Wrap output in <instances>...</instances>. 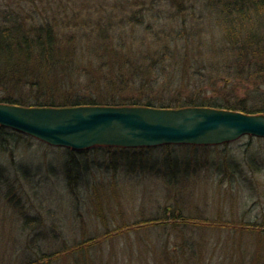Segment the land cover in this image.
Masks as SVG:
<instances>
[{"label":"rangeland","instance_id":"1","mask_svg":"<svg viewBox=\"0 0 264 264\" xmlns=\"http://www.w3.org/2000/svg\"><path fill=\"white\" fill-rule=\"evenodd\" d=\"M100 1L105 4L103 9L113 14L123 11L124 7L126 13L130 9L134 12L142 9L143 25L135 28L149 37L153 32L145 33V30L153 26L166 29L185 25L189 29L190 41L178 43L174 57H168V71L175 57H179L176 64L187 66L188 70L181 71L189 72L187 78L184 77L189 88L185 95L199 93L198 96L205 100H223L230 105L242 104L249 108L264 107V2L258 8L250 7L246 16L243 15L246 10H236L232 16L229 10L228 16L236 21L228 19V22L205 3L207 0H0V23L17 15L30 19L25 20L26 24L22 20L23 26H36L47 20L46 12H55L70 20L73 13L78 18L89 13L93 16L92 10H97ZM131 22L125 26L131 27ZM150 45L144 42L145 49ZM242 59L246 60L244 64ZM245 63H248V71ZM178 75L179 72L174 78ZM17 91L27 93L28 89ZM169 91L154 97L163 100L176 96L175 91ZM59 92L47 94V97L63 98ZM184 94L179 95L181 99H185ZM15 142L20 143L13 148L11 166L22 162L39 165L44 170H30L32 177L28 185L24 183L25 178H20L22 170L18 175L11 170V182H15V186L21 184L24 190L29 186L20 198L21 207L13 205L6 197L8 186L0 185V264L27 263L41 250L61 249L82 237H101L105 230H113L122 221L132 224L147 218L157 219L164 214L165 208L172 207L186 219L187 225L181 231L185 232V237L196 240L192 237L195 236L202 240V264H252L254 255L258 257L255 264H264L262 137L244 134L209 150L190 143L147 146L151 149L139 153L142 158L135 161L129 173L123 172L124 162L118 170H113L110 155L101 157V153L90 152V156L85 157L91 165L86 177L91 178L89 191L94 189V184L102 183L100 191L91 195L105 205L99 207L100 214L88 198L89 191L72 195L67 188L62 172L65 149L31 136L18 137ZM6 153L9 157V152ZM0 161L6 163L2 154ZM175 175L177 178L173 180ZM17 192L22 194L18 188ZM117 197L120 205L114 204V200L111 207L105 204ZM27 214L38 216L40 225L25 227ZM160 221L154 220L149 227L141 224L137 231L103 237L106 239L98 244L100 250L105 258L109 252H115L123 259L120 263L127 264L135 260L128 252L135 250V240L146 239L144 248L148 239L155 235L162 236V241L167 240L168 244L177 242L180 237L175 238V230L161 226ZM242 224L247 227L238 226ZM70 261L69 256L58 255L50 264H69Z\"/></svg>","mask_w":264,"mask_h":264},{"label":"trees","instance_id":"2","mask_svg":"<svg viewBox=\"0 0 264 264\" xmlns=\"http://www.w3.org/2000/svg\"><path fill=\"white\" fill-rule=\"evenodd\" d=\"M121 1L129 0L118 2ZM137 1L139 0H134V2ZM263 2L264 0H207L205 3L214 9L219 17L224 16L227 18L224 20L229 22L230 19H234V17L228 16L229 10L231 16L236 10L238 12L246 10V13L243 14L246 16L250 7L258 8ZM97 6V10H92L93 16L89 13L87 16L78 18L73 13L71 20L61 18L55 12L51 14L46 12L44 17H47V20H42L36 26H23V21L26 24L25 20L29 21L30 19L19 18L17 15L7 17L6 22L0 23V102L52 107L73 105H144L161 108L211 106L248 113L264 112V107L258 109L245 107L242 104L230 105L223 100L221 102L216 99L205 100L202 96H198L199 93L184 94L189 90L188 85L184 82V77L187 78L189 72L184 74L181 71L188 70L187 66L176 64L179 63L177 60L179 57H175L174 64L168 71L170 62L168 57H174L178 43L190 41L191 38H188L189 29L185 25L166 29H154L153 26V29L145 30V33L153 32V36L149 37L140 34L139 30L135 28L136 25H143L142 9L135 10V12L130 9L126 13L124 7L123 11L113 14L114 12L103 9L105 4L101 1ZM50 19H52L51 22L48 21ZM128 21H132V26L127 28L125 25ZM60 27L70 29V31ZM144 42L151 44L149 49H145ZM241 61L244 64L246 60L242 59ZM245 64V69L248 71V63ZM178 72L180 75L174 78ZM173 85L176 87H172ZM19 88L26 91L28 89V91L20 93L17 91ZM168 90H170L169 92L175 91L176 96L169 99L164 97L163 100H156L158 98L154 97L162 95L163 91ZM56 91L62 93L63 98L47 97V94H54ZM182 94L185 99H181L179 96ZM18 137H29V135L0 124V154L5 157L7 163L0 161V185L8 186L6 197L13 205L21 207L20 198L22 199L29 186L25 187V190L21 184L20 187L15 186V182H11V170H14L16 175L19 174V170H22L23 174H20L22 175L20 178H25L26 182L24 183L28 185L30 182L28 179L32 177L30 170L44 169L39 165L32 164L30 166V163L22 162L11 166L13 148L20 143L15 142ZM193 146L198 145L193 144ZM199 146L209 150L212 149L210 147L218 145ZM7 147L11 149H7ZM54 147L63 148L66 151L65 159L62 162V172L68 185L67 188L72 195L83 190L88 192L91 187V178L86 177L91 165L85 160V157L90 156V152L101 153V157H105L106 154L110 155L113 170H118L120 163L124 162L126 166L123 172L129 173L134 169L135 161L142 158L139 153L151 149L147 146L125 147L107 144H95L84 149ZM7 151L9 157L5 156ZM191 158L193 160L194 157ZM218 166L221 167V165ZM176 178L177 175L173 180ZM101 184H94V189L89 191L88 196L99 214V207L105 205L103 201L96 200V197H91V195L100 191ZM17 188L22 193L21 195L17 192ZM112 200H114V204H121L119 197L111 198L105 204L111 207ZM176 201L178 202L177 199ZM158 219L161 220V226L175 230V238L180 237V239L174 244H168L167 240L162 241V236L155 235L148 239L146 248H144L146 239L135 240L133 243L135 250L128 251L132 259L135 260H129L127 264H134L133 261L137 264H202L201 252L204 248L200 242L202 240L195 236L192 237L196 240L185 237L187 235L181 231L187 225L186 219L178 209L175 210L173 207L170 210L165 208L164 214L157 219L147 218L132 224L122 221L123 223H117L118 225L113 230H105L101 237H82L61 249L41 250L34 258L28 259L27 263L23 264H50L57 259L58 255L69 256L71 259L69 264H121L120 260L123 259L119 258L115 252H109L105 258V253H102L101 247L98 245L103 239H106L103 237H111L112 234L122 231H137L141 229V224L149 227L154 224V220ZM40 223L38 216L27 214V217L24 218L25 227L28 225L32 228L37 227ZM145 226L144 228H146ZM238 226L242 229L247 227L245 224ZM129 246L133 248L132 244ZM258 251L260 250H256V252ZM254 258L252 264H255L258 257L254 255Z\"/></svg>","mask_w":264,"mask_h":264},{"label":"water","instance_id":"3","mask_svg":"<svg viewBox=\"0 0 264 264\" xmlns=\"http://www.w3.org/2000/svg\"><path fill=\"white\" fill-rule=\"evenodd\" d=\"M0 124L54 146L125 147L221 144L243 134L264 137V113L211 106H35L0 102Z\"/></svg>","mask_w":264,"mask_h":264},{"label":"bare ground","instance_id":"4","mask_svg":"<svg viewBox=\"0 0 264 264\" xmlns=\"http://www.w3.org/2000/svg\"><path fill=\"white\" fill-rule=\"evenodd\" d=\"M260 113H264V112H260ZM27 134V133H26ZM29 135V134H28ZM244 135V134H243ZM250 135H252V134H250ZM29 136H31V137H33L32 135H29ZM242 136V135H241ZM253 136H255V135H253ZM259 137V136H258ZM262 138H264V137H262ZM38 139V138H37ZM40 140V139H39ZM42 141V140H41ZM44 142V141H43ZM89 147H91V146H89ZM70 148V147H69ZM87 148V147H86ZM73 149V148H72ZM84 149V148H83Z\"/></svg>","mask_w":264,"mask_h":264}]
</instances>
